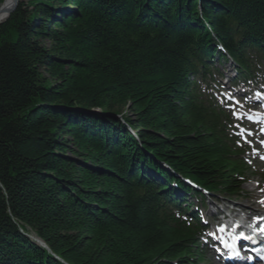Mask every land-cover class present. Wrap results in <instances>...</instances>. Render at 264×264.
I'll list each match as a JSON object with an SVG mask.
<instances>
[{"label":"trees","instance_id":"obj_1","mask_svg":"<svg viewBox=\"0 0 264 264\" xmlns=\"http://www.w3.org/2000/svg\"><path fill=\"white\" fill-rule=\"evenodd\" d=\"M217 44L241 74L264 62V0L19 1L0 24V264H199L182 178L235 193L247 172L193 79Z\"/></svg>","mask_w":264,"mask_h":264},{"label":"rangeland","instance_id":"obj_2","mask_svg":"<svg viewBox=\"0 0 264 264\" xmlns=\"http://www.w3.org/2000/svg\"><path fill=\"white\" fill-rule=\"evenodd\" d=\"M2 4H3V2H2ZM1 5H0V7H1ZM215 66H217L219 68V70L215 72L216 74L213 76L214 80L218 77L219 73H221L223 71L227 72V70H228L227 67H231V66H233V64L228 62L226 64V66L225 65L223 66L222 63L216 62ZM233 68H234V66H233ZM258 68L260 69V68H263V67H258ZM232 75H234V74H232ZM246 154L247 153H245V155ZM250 162L251 161H249V163ZM257 165H258V167H257ZM262 180H264V165H262V164H254V166L251 168V174L248 177V181L242 186L243 187L242 188V194L239 197L233 198V200H232L233 204L240 205V206L241 205H250V206H252L253 204H255L256 199L260 195V188L257 187L256 185H257L258 182H260ZM257 194H258V196H257ZM252 195L253 196L255 195L257 197L256 198L251 197ZM214 197L218 198V199H226L227 200L226 197H223V196H220V195H216L215 196V195H211L210 194L206 198H204L203 204H206L208 201L212 200ZM193 208H194V206H193ZM208 264H215V262L213 260H211V259H208Z\"/></svg>","mask_w":264,"mask_h":264},{"label":"bare ground","instance_id":"obj_3","mask_svg":"<svg viewBox=\"0 0 264 264\" xmlns=\"http://www.w3.org/2000/svg\"><path fill=\"white\" fill-rule=\"evenodd\" d=\"M12 2H13V0H4L3 1V4H2V10H3V13H1V18H5L6 16H5V12H6V10L9 8V6L12 4ZM134 137H135V135L134 134H132ZM241 207L243 208V209H248V210H254V208L253 207H251L250 205H241ZM255 209H257V208H255ZM232 245H234V242L232 243ZM231 252H234L233 250H231Z\"/></svg>","mask_w":264,"mask_h":264},{"label":"water","instance_id":"obj_4","mask_svg":"<svg viewBox=\"0 0 264 264\" xmlns=\"http://www.w3.org/2000/svg\"><path fill=\"white\" fill-rule=\"evenodd\" d=\"M18 4H19V0H13L12 4L9 6V8L5 12V16L6 17L3 19L0 16V24H2V22H4L8 18V16L15 10V8L18 6ZM2 9L3 8H2V5H1V7H0V15H1V13H3Z\"/></svg>","mask_w":264,"mask_h":264},{"label":"snow or ice","instance_id":"obj_5","mask_svg":"<svg viewBox=\"0 0 264 264\" xmlns=\"http://www.w3.org/2000/svg\"><path fill=\"white\" fill-rule=\"evenodd\" d=\"M229 99L230 100H234V97H229ZM239 103H240L239 101H236V104H239ZM233 114L234 115H237V118L239 119L238 114H236V113H233ZM244 131H248V130H244ZM261 131L264 132V129H262ZM248 135H252V133L251 132H248ZM261 143L264 144V141H261ZM262 191H264V190H262ZM261 203H264V201H261ZM261 231H264V229H261ZM241 235H243V234H241Z\"/></svg>","mask_w":264,"mask_h":264}]
</instances>
